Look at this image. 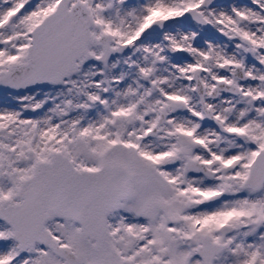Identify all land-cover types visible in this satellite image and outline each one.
<instances>
[{"label": "snow or ice", "instance_id": "1", "mask_svg": "<svg viewBox=\"0 0 264 264\" xmlns=\"http://www.w3.org/2000/svg\"><path fill=\"white\" fill-rule=\"evenodd\" d=\"M0 264H264V0H0Z\"/></svg>", "mask_w": 264, "mask_h": 264}]
</instances>
